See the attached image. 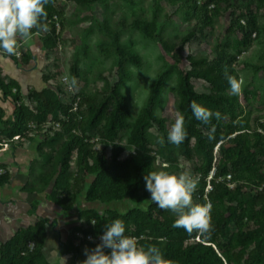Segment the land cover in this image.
<instances>
[{"label": "trees", "instance_id": "16d2710c", "mask_svg": "<svg viewBox=\"0 0 264 264\" xmlns=\"http://www.w3.org/2000/svg\"><path fill=\"white\" fill-rule=\"evenodd\" d=\"M56 0L45 6L48 31L52 43L59 39L64 29V14L54 7ZM73 1V0H67ZM91 3L93 0H85ZM161 0H152L153 19L134 20L132 28L138 30L149 39H158L166 51L176 58L183 52L185 46L197 35L213 29L214 18L223 11L230 14L231 22L227 34L236 33L234 48L218 45L215 57L210 63L207 59L187 57L191 69L180 72L179 91L181 95L180 109L185 118L187 136L180 144L183 155L191 156L193 145L204 156V164L198 167L200 174L199 188L193 193V202L203 204L210 201L211 234L201 236L196 232L188 234L182 228H173L176 216L170 210H161L158 205L151 203L146 211L137 208L121 212L112 207L113 204L126 199L140 204L151 200V194L146 190L144 176L151 172L154 159L148 154H141L135 160L132 173H129L130 159L119 144L104 143L105 147L98 154L89 150L90 144L85 133L79 132L84 127L80 118V110L88 109V127L97 128L103 121V133L112 139H118L120 133L128 128L127 118L129 108L118 86H113L104 94L100 102L89 101L85 96L77 95L70 105H64L58 96H48L38 93L40 107L25 105L20 93H14L0 75V92L3 101L12 103V116L4 118L0 111V149H7L15 143L32 142L41 136L47 142L65 136L59 152L53 173L45 179L44 185H53L52 192L44 193L48 203H54L64 212L76 211L79 225L68 233L67 242L63 244L66 253L75 260L84 255V247L74 246L76 233L86 237L102 236L105 225L114 219H122L125 224V235H133L141 245H156L160 248L165 259L172 264H264V192L257 193L248 199L243 197L247 186L260 187L264 183V134L252 130L243 119V112L236 108L238 95L227 94L230 85L225 78V71L239 79L237 71L238 53L250 49L258 35V11L256 0H170V3L181 9L185 16L193 20L191 31L171 44L159 32ZM60 22L62 30L57 33L56 23ZM39 32L32 30V34ZM50 45H46L49 48ZM118 66L124 74L125 62L135 66L141 65V58L131 51L117 47ZM2 52V51H0ZM26 52V51H25ZM11 58L16 64L19 60L15 55ZM27 53V52H26ZM29 58L24 53V57ZM1 72V70H0ZM76 73V72H75ZM206 81L213 90L212 94L199 93L192 85V79ZM163 79L154 86L151 97L142 113L132 127L133 140L147 144L144 130L149 124L157 126L161 131L164 121L154 115V107L159 101ZM79 99V109H74V102ZM195 101L206 104L212 113L219 112L217 120L213 115L209 124L197 120L192 114L190 105ZM227 108V110L225 109ZM230 107V109H229ZM55 113L60 118L48 122L43 117ZM83 113V112H82ZM231 115L230 122L222 118ZM33 128V129H32ZM264 131V123L260 124ZM207 130L206 135L203 130ZM32 131V132H31ZM212 139H209V137ZM5 141H7L5 143ZM220 143V144H219ZM219 144L218 149L215 147ZM40 157L45 156L38 147ZM77 156L78 175L73 182L67 177L72 167V159ZM213 176L207 182L210 173ZM230 179H227L228 176ZM94 176L87 186L86 179ZM12 180L10 172L0 175V189ZM257 180H260L259 182ZM234 184L233 188L230 185ZM211 190H206L207 186ZM41 192V191H40ZM85 197L80 200L82 193ZM43 194V192H42ZM40 202L31 203L37 216L34 225L20 228L15 235L5 243L0 242V264H50L44 255L47 240L48 219L40 217L37 210ZM106 209L100 211V206ZM94 222L95 224H93ZM141 237H144L141 239ZM33 243V249L30 244ZM100 242L88 244V249L95 248ZM110 253V249H105Z\"/></svg>", "mask_w": 264, "mask_h": 264}, {"label": "rangeland", "instance_id": "374dc122", "mask_svg": "<svg viewBox=\"0 0 264 264\" xmlns=\"http://www.w3.org/2000/svg\"><path fill=\"white\" fill-rule=\"evenodd\" d=\"M204 1L199 0L200 3ZM256 2L258 35L250 49L243 51L241 54L238 53L237 71L239 79H243V85L242 91L238 95V104H235L236 108L241 106L239 110L243 112V119L248 122L254 131L260 129V124L264 123V0H256ZM151 3L152 0H93L91 3H87L85 0H56L54 7L58 12L64 14L63 20L65 23L62 30L59 20L57 22V33L60 29L62 30L59 39L52 43L46 32L39 31L37 34H32L31 39L26 44L21 41L15 55V57L18 54L20 55L17 58L19 68L22 71L36 69V75H33L30 80L32 84H29L27 89H22L21 80L12 78L2 68H0V75L14 93L18 92L22 95L25 105L31 104L36 107H40L38 93L58 96L64 105H70L77 95L85 96L92 102H100L104 98L105 92L113 86H118L129 108L128 128L120 133L118 139L112 140L106 133H103L105 121L97 128H90L87 124L88 109L80 110V118L83 116L84 127L79 133L87 135L88 141L91 143L89 150L94 154H98L104 149V143L106 142L119 144L130 159V174L135 166V160L141 154L148 153L154 159L151 171L166 168V170L178 174L180 171L190 170L199 180L200 174L197 168L204 164V156L193 145L191 156L187 158L183 155L180 145H173L167 139L168 131L174 123L176 113H181L180 72L191 69L187 61L189 56L196 59H207L212 63L218 45H223L236 52L234 44L239 39V35L236 33L227 34L231 17L227 11H223L215 16L213 29L205 31L204 35H197L176 58L166 51L158 39L146 38L138 30L132 28L134 20L151 21L153 19ZM160 7L159 32L169 43L173 44L191 31L193 20L187 18L177 6L172 5L170 0H161ZM35 36L42 46L39 51L27 50L25 45L32 48L37 40ZM46 45H50V47L46 48ZM118 46L125 51L134 52L141 58L140 66L125 62L124 74L127 77H123L118 66L119 57L116 50ZM24 53L29 58H22ZM0 56L5 55L0 52ZM33 56L36 57V61L32 59ZM73 78L75 79L74 84L72 82ZM161 78L163 79L162 89L159 101L153 111L155 117L164 121V128L161 131L155 125L149 124L146 126L144 136L147 144L143 145L133 140L131 129L142 115L154 86ZM192 85L199 93H213L212 87L202 79L193 78ZM227 94L231 96L232 92L228 90ZM198 104L208 109L206 104ZM225 109L227 110L226 107ZM13 110L12 103L3 101L0 96L2 116L4 118L11 117ZM45 118L50 122L58 120L60 117L55 113H51L43 117V119ZM231 119L232 116L227 115L222 118V121L230 122ZM203 132L206 135L208 134L205 129ZM161 140H163V143L160 142ZM64 141L65 136L50 139L47 142L43 137L37 136L30 143L24 142L22 139L19 143H15V148L9 145L7 149H0V175L5 171L10 172L12 175L16 172L14 170L17 169L14 165H11L13 162L12 155L4 150L9 149L11 151L12 149L27 147L30 151H34L33 156L36 159H32L31 165L33 167L30 166L29 173L31 174L26 186L29 187V191L31 189L36 191L40 188L37 193L41 205H39L37 212L42 218L48 219L47 230L50 234H58L60 243L67 242L69 231L79 225L76 218L77 214L74 209L66 213L56 204L48 203L44 193L50 194L53 185H44L42 179L53 173L58 159V152ZM218 145L215 147L216 150ZM38 147L44 153L46 152L45 156L40 157ZM76 158L75 154L67 177L69 182H73L79 172ZM93 179L94 176H89L86 179V185L88 186ZM209 180L210 176L207 178V182ZM197 188H199V183ZM209 188L208 185L206 190H209ZM260 192H264L263 182L260 187L247 186L243 191V197L248 199ZM2 195L1 188L0 197ZM84 197L85 192L82 193L80 200H83ZM30 198H32V195H30ZM11 200L14 201L11 202ZM25 202L20 199H0L1 243L9 240L16 229L27 228L36 223L37 218L34 216L29 204H25ZM151 203L150 200H145L143 203L137 204L126 199L113 204L112 207L121 212L134 208L146 211ZM104 209L106 207L101 205L100 211L103 212ZM173 215L175 216L174 213ZM2 219L10 223L7 225L8 228L4 227ZM55 228L59 229L60 232H53ZM4 229L8 231L6 232ZM54 245L57 250V239L54 241ZM53 253H49L50 259H53ZM80 256H78V259ZM84 256L83 260L86 259Z\"/></svg>", "mask_w": 264, "mask_h": 264}, {"label": "clouds", "instance_id": "9594fccd", "mask_svg": "<svg viewBox=\"0 0 264 264\" xmlns=\"http://www.w3.org/2000/svg\"><path fill=\"white\" fill-rule=\"evenodd\" d=\"M51 0H0V51L8 56L16 55L20 42L27 43L32 37V30L47 32L48 25L43 23L47 18L45 6ZM225 78L233 94L242 91L243 79L228 74ZM73 84L75 79L73 78ZM194 117L204 124H209L213 115L217 120L221 118L219 112L210 110L197 104L190 105ZM185 118L176 113L167 139L179 146L186 138L184 127ZM209 139H212L210 136ZM163 143V140L160 141ZM146 190L151 194V200L161 210L172 211L176 218L173 228H182L188 234L193 232L201 236L210 235L212 204L193 202V193L198 187V177L190 170L180 171L178 174L165 169L151 171L144 176ZM95 224L94 222H92ZM126 228L122 219H114L105 225V231L100 236L101 243L95 248L84 249L85 260L80 264H172L165 259L160 248L156 245H141L138 238L125 235ZM105 249H110L106 254ZM57 251V250H56ZM59 256V264H66V258Z\"/></svg>", "mask_w": 264, "mask_h": 264}, {"label": "crops", "instance_id": "0c3cea01", "mask_svg": "<svg viewBox=\"0 0 264 264\" xmlns=\"http://www.w3.org/2000/svg\"><path fill=\"white\" fill-rule=\"evenodd\" d=\"M35 39H37L35 41V43L33 44L32 48L28 47L27 45H25V47L27 48V50L29 49L30 51H39V48L42 46L41 42L38 40V38L35 36ZM26 44V43H25ZM32 59H34L36 61V57H32ZM19 62L18 64H16L11 58L7 57V56H0V68H2V70L6 71L8 74H10V76L13 78H16L17 80H21V85H22V89H27L29 84L31 85L32 82H30L31 77L33 75H36V69H32L31 71H22L21 68H19ZM11 103V102H10ZM6 153L8 152L10 155H12V164L14 165L17 169L14 170L16 171L15 173L12 174V180L6 184L3 188H2V197H0V199H20L21 201L25 202V204H29L30 209L33 211L32 207H31V203L34 202L35 200L40 199L39 194L37 193V189L29 191L28 188L26 186V184L28 183V180L30 178V166L31 168L33 167L31 165V162L33 161L32 159H36V157H34V151H30V149L26 148H22V149H12L11 151L8 150H4ZM31 156H33L31 158ZM12 167V166H11ZM30 186V185H28ZM30 195H32V198H30ZM41 195V193H40ZM32 199L31 201L29 200ZM14 200H11V202H13ZM40 202V201H39ZM41 205V203H40ZM26 208V207H24ZM38 213V212H37ZM34 216L37 218L36 214L33 212ZM28 217V215H27ZM41 217V216H40ZM77 218V217H76ZM78 220V218H77ZM79 222V221H78ZM2 224L4 225V227H7V225H9L10 223L5 220L2 219ZM29 225V224H28ZM55 225V224H54ZM24 228V227H21ZM20 228L16 229L13 232V236L15 235V233L19 230ZM56 229V228H55ZM53 232H60L59 229H56ZM6 232L8 231L7 229ZM58 231V232H57ZM62 231V229H61ZM4 233V231H3ZM55 233L50 234L47 230V240L44 246V255L47 258V260L50 262V264H59V256L57 251L60 253L61 256L66 258V264H80V262L83 261V256L81 255L79 259H76L71 255L66 253V250L63 248V244L64 242L60 243V239L58 234ZM12 236V237H13ZM57 236V238H56ZM11 237V238H12ZM9 238V240L11 239ZM57 239V244H58V248L56 251V247L54 245V241H56ZM8 241V240H7ZM6 241V242H7ZM52 248V249H51ZM50 252H54L53 254V259H50ZM85 257V256H84Z\"/></svg>", "mask_w": 264, "mask_h": 264}, {"label": "built area", "instance_id": "2783aa9c", "mask_svg": "<svg viewBox=\"0 0 264 264\" xmlns=\"http://www.w3.org/2000/svg\"><path fill=\"white\" fill-rule=\"evenodd\" d=\"M56 26H58L57 23H56ZM36 34H37V33H36ZM19 56H20V55L18 54L17 57H19ZM74 109H75L76 111L79 109V99L77 100V102H74ZM258 131L264 134V131H263L261 128L258 129ZM219 144H220V143H219ZM218 146H219V145H218ZM212 176H213V173H212V175H210V179H211ZM230 178H231V176L229 175V176L227 177V179H230ZM233 187H234V184L230 185V188H233ZM209 190H211V186H210ZM100 236H101V235H100ZM100 236L95 237V236H93V235H88V236L86 237L84 234L78 232V233H76V239H75V241H74V246H75L76 248H78V249H81L82 247L87 248L89 243H93V242H100V243H101ZM129 236H133V235H129ZM134 237H136V236H134ZM136 238H137V237H136ZM142 238H144V237H141V239H142ZM139 239H140V238H138V240H139ZM33 247H34V244L31 243V244H30V248L33 249Z\"/></svg>", "mask_w": 264, "mask_h": 264}]
</instances>
